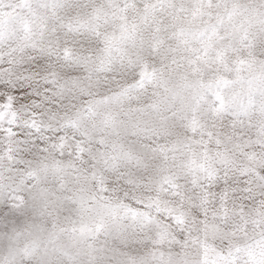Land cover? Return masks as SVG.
<instances>
[{
    "label": "snow or ice",
    "instance_id": "1",
    "mask_svg": "<svg viewBox=\"0 0 264 264\" xmlns=\"http://www.w3.org/2000/svg\"><path fill=\"white\" fill-rule=\"evenodd\" d=\"M0 264H264V0H0Z\"/></svg>",
    "mask_w": 264,
    "mask_h": 264
}]
</instances>
